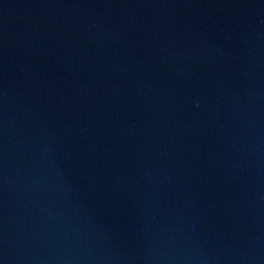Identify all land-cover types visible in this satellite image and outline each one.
Returning a JSON list of instances; mask_svg holds the SVG:
<instances>
[{"label":"water","instance_id":"1","mask_svg":"<svg viewBox=\"0 0 264 264\" xmlns=\"http://www.w3.org/2000/svg\"><path fill=\"white\" fill-rule=\"evenodd\" d=\"M0 264H264V145L207 0H0Z\"/></svg>","mask_w":264,"mask_h":264}]
</instances>
